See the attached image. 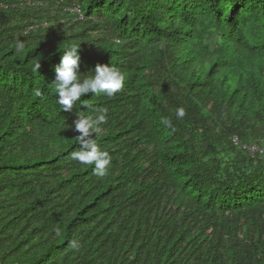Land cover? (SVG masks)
Masks as SVG:
<instances>
[{"label":"trees","instance_id":"obj_1","mask_svg":"<svg viewBox=\"0 0 264 264\" xmlns=\"http://www.w3.org/2000/svg\"><path fill=\"white\" fill-rule=\"evenodd\" d=\"M72 46L123 89L64 112ZM97 108L103 178L70 158ZM0 264H264V0H0Z\"/></svg>","mask_w":264,"mask_h":264},{"label":"clouds","instance_id":"obj_2","mask_svg":"<svg viewBox=\"0 0 264 264\" xmlns=\"http://www.w3.org/2000/svg\"><path fill=\"white\" fill-rule=\"evenodd\" d=\"M24 48V42H17V52H21ZM80 51V47L72 46L61 53V63L55 70L56 78L52 87L64 112H71L76 102L81 101L85 94L103 93L112 97L124 87L125 74L113 66L97 65L94 73L89 72L91 75L80 74ZM40 67V62L36 63L33 71L39 70ZM81 104L87 105L83 102ZM107 111L106 108H97L94 114L80 111L76 114L77 119L73 121L74 131L79 133L75 139L80 147L70 154V158L81 165H93V174L100 178L108 174L111 164L110 154L102 150L96 142V138L104 130L102 126L107 123ZM175 115L178 119H183L186 115L185 109L183 107L175 109ZM162 123L168 128H173L170 119H164ZM69 247L78 250L80 244L78 240L73 239L69 242Z\"/></svg>","mask_w":264,"mask_h":264},{"label":"built area","instance_id":"obj_3","mask_svg":"<svg viewBox=\"0 0 264 264\" xmlns=\"http://www.w3.org/2000/svg\"><path fill=\"white\" fill-rule=\"evenodd\" d=\"M72 12H74L75 14H77V15H79L80 17H81V14H80V11H79V9L78 8H74L73 10H72ZM235 142H236V140H234ZM252 150H253V152H257V149L256 148H252Z\"/></svg>","mask_w":264,"mask_h":264}]
</instances>
